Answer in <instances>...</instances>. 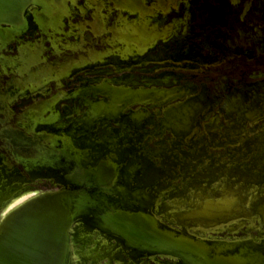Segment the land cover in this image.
Returning <instances> with one entry per match:
<instances>
[{
    "label": "flooded vegetation",
    "instance_id": "obj_1",
    "mask_svg": "<svg viewBox=\"0 0 264 264\" xmlns=\"http://www.w3.org/2000/svg\"><path fill=\"white\" fill-rule=\"evenodd\" d=\"M23 2L0 8V188L56 190L64 175L111 166L117 207L119 191L135 192L125 202L177 228L264 250V0H57L56 12ZM114 132L115 151L88 147ZM202 158L226 165L203 196ZM185 169L193 176L178 185L196 195L163 207ZM199 220L214 228L204 233ZM88 264L167 263L117 245Z\"/></svg>",
    "mask_w": 264,
    "mask_h": 264
},
{
    "label": "water",
    "instance_id": "obj_2",
    "mask_svg": "<svg viewBox=\"0 0 264 264\" xmlns=\"http://www.w3.org/2000/svg\"><path fill=\"white\" fill-rule=\"evenodd\" d=\"M10 12L23 0H0ZM33 4V3H32ZM117 172L106 166L62 177V187L41 191L0 218V264H75L72 230L79 224L114 240L133 260L173 264H264V250L222 238L193 234L165 222L151 207L135 206V192L119 191ZM138 197V196H137Z\"/></svg>",
    "mask_w": 264,
    "mask_h": 264
},
{
    "label": "rangeland",
    "instance_id": "obj_3",
    "mask_svg": "<svg viewBox=\"0 0 264 264\" xmlns=\"http://www.w3.org/2000/svg\"><path fill=\"white\" fill-rule=\"evenodd\" d=\"M57 0H44V10L43 12H56V10L58 9L57 7ZM103 110V115L104 116H108V114L110 115V110L108 108L102 109ZM88 129V128H87ZM86 129V136L91 139V132L90 129L87 130ZM106 128H104V131ZM103 131V128H101V132ZM101 136H103L101 134ZM105 137L108 136L107 133H105L104 135ZM104 138V137H103ZM102 141H100L99 143H89L90 145L88 146L90 148L91 151H95V152H102L103 150H105V152H108L109 149L111 148V150L115 151V149H117V133H113L112 136H110L109 140L103 139ZM109 143V144H107ZM108 145V146H107ZM44 156V155H43ZM43 156H41L40 154H33L30 152H26L24 155V158L27 161H31V162H43V161H48L47 158H44ZM210 160V161H209ZM209 162H212L209 164ZM210 165V166H207ZM212 166V167H211ZM222 166L226 165L224 164V160L221 159H208V158H202L200 159V168L199 170H197V173H199L201 176V181L199 180V182L201 183V187L198 188L199 189V194L203 195H207L208 193V187L210 185H213L215 182H217L223 174H225V172H222ZM217 168V169H216ZM139 171L141 172L140 174L143 176L142 178H146V180H149L151 178V176L153 175V167L150 165V163L147 160H144L141 167L139 168ZM2 174H4V177H2ZM191 176H193V173L191 171H188L187 169L185 170H181L178 173H174L172 178H174L176 181L175 183L177 184V186H175V189L173 191H168V193H164L165 195H163V197L160 199L162 206L166 205L169 207L173 206L176 200H179L181 195H186L188 197L193 196L194 194L196 195V188H190L187 185L184 186H180L178 185V179L181 181V178H185V179H189ZM0 177L2 178H7V176L5 175V173L3 172V170L1 169L0 166ZM180 183V182H179ZM175 184V185H176ZM36 189H42L41 187H36ZM35 191V190H32ZM3 189L0 188V196L2 195ZM38 192V191H35ZM176 199V200H174ZM204 210H202L201 212H199L200 216H203Z\"/></svg>",
    "mask_w": 264,
    "mask_h": 264
},
{
    "label": "bare ground",
    "instance_id": "obj_4",
    "mask_svg": "<svg viewBox=\"0 0 264 264\" xmlns=\"http://www.w3.org/2000/svg\"><path fill=\"white\" fill-rule=\"evenodd\" d=\"M37 193L38 192H35L32 190H25V191H22L19 193H11L8 190L3 189L2 195L0 196V218H2L7 212H9L11 209L16 207L20 203H22L24 200L28 199L29 197H31ZM226 194H225V196H226ZM174 200H176V199H174ZM160 211L161 210H159V212ZM197 223H198V225L201 226L204 233L208 232L214 228L213 225H210L211 223H207V222L202 221V220L201 221L199 220V222H197ZM84 229L85 228H83V226L77 224V225H75V227L72 230V247H73L75 264H88V262L100 261L103 257L110 256V254H112V252L115 249H117V244L111 245L110 240H108L107 238H104L102 235L98 236V238H99L98 241H95L91 238H86V236H83V234H85L83 232V231H85ZM90 233L87 232L86 234L88 235ZM110 246H112L113 248L112 247L110 248ZM104 251H106V252H104ZM100 252H102V254H100Z\"/></svg>",
    "mask_w": 264,
    "mask_h": 264
}]
</instances>
